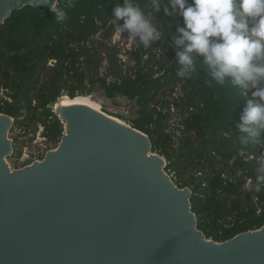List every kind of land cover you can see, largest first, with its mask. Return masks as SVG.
Here are the masks:
<instances>
[{"label": "trees", "instance_id": "1", "mask_svg": "<svg viewBox=\"0 0 264 264\" xmlns=\"http://www.w3.org/2000/svg\"><path fill=\"white\" fill-rule=\"evenodd\" d=\"M123 2L72 0L73 6L67 7V0H59L55 8L65 11L63 23H57L49 9L27 6L13 11L0 26V115L14 120L12 130L29 115L42 125L43 138L58 146L65 127L52 107L63 93L75 99L84 87L80 96L89 97L98 85L108 100L124 98L135 103L132 127L148 135L152 152L168 162L166 171L173 170L179 177L191 171L175 185L191 190L197 229L207 240L223 243L259 230L264 226V182L259 192L255 182L264 175L260 171L264 139L257 143L256 138L239 132L237 125L246 107L244 90L230 80L224 86L211 81L203 58L195 56L192 77H177L181 66L174 37L183 19L165 14L169 0H134L146 17L154 15L162 35L149 47L141 44L132 52L135 65L130 75L125 73L118 59L120 50L111 44L117 24L123 23L114 22L113 10ZM159 48L161 58L156 53ZM105 61L108 73L102 75ZM178 85L180 97L173 104L188 117L182 122L184 137L175 147V133L166 126L170 112L153 105L168 110ZM249 179L251 185L245 187Z\"/></svg>", "mask_w": 264, "mask_h": 264}, {"label": "water", "instance_id": "2", "mask_svg": "<svg viewBox=\"0 0 264 264\" xmlns=\"http://www.w3.org/2000/svg\"><path fill=\"white\" fill-rule=\"evenodd\" d=\"M27 6L50 9L0 0V26ZM54 113L65 127L57 149L15 171L14 120L0 115V264H264V226L205 238L191 190L167 175L148 135L75 102Z\"/></svg>", "mask_w": 264, "mask_h": 264}, {"label": "clouds", "instance_id": "3", "mask_svg": "<svg viewBox=\"0 0 264 264\" xmlns=\"http://www.w3.org/2000/svg\"><path fill=\"white\" fill-rule=\"evenodd\" d=\"M50 11L57 23L67 16L63 9ZM67 0V7H72ZM116 33L127 32L144 47L159 40L160 32L134 0H124L113 10ZM165 14L179 16L183 26L174 37L179 65L177 77L190 79L196 72L194 56L203 58L211 81L220 86L230 80L244 90L246 107L237 125L239 132L264 139V0H169ZM241 141L247 143L245 136ZM261 172H264L262 165ZM264 175L257 176L255 191H260ZM249 185L246 184L245 187Z\"/></svg>", "mask_w": 264, "mask_h": 264}, {"label": "rangeland", "instance_id": "4", "mask_svg": "<svg viewBox=\"0 0 264 264\" xmlns=\"http://www.w3.org/2000/svg\"><path fill=\"white\" fill-rule=\"evenodd\" d=\"M154 15L148 16L147 18L150 20V22L157 28V30L160 32V36L162 35V28L159 25L155 24L154 21ZM100 37V34L95 38V40ZM116 41V45H119L120 48L124 47L125 49L129 48H138L141 43H139L138 39H132L129 37L127 32H121L117 36L115 35L113 38ZM112 39V41H113ZM146 48V47H145ZM157 53V50H156ZM55 62H51L49 65L53 66ZM133 64L129 63L125 69L130 70L132 69ZM108 64L105 61L102 68L100 69V73L102 75H105L108 73ZM84 85L87 89L90 88V85L88 83V80L84 82ZM84 87H81L80 90H78V96L76 98L79 99H86L87 97L80 96L84 90ZM92 95H96L97 98L100 100L101 105H105L106 108H103L101 105L100 109L102 112L106 113L109 116H112L114 118H117L121 120L122 122L126 123L129 126L132 125L133 119L137 117L136 114V105L134 102H129L124 98H119L117 100H108L104 97L102 92L100 91V88L98 85L95 87ZM0 97H3V94L1 93ZM180 97V89L176 90L174 89V94L172 98L169 99V101L173 104L174 98ZM63 98L70 99L66 93H63V96L58 100L57 104L52 107L53 112L56 109V106L60 103V101ZM75 98V99H76ZM155 105V104H154ZM174 110L176 111V108L174 107ZM171 113L175 114L176 112H173L171 110ZM22 120V119H21ZM24 122L22 124L17 125L12 132L9 134V139L14 141V155L7 158V164L11 168V170H20L26 166L31 165L35 161H41L43 160V156H45L49 151L57 149V144L55 143H48L45 138H43V127L40 123H38V120H31L30 116L24 117ZM167 130L174 129V118L170 122L167 121ZM184 136L182 135V138ZM181 138V139H182ZM157 154V153H154ZM165 160V159H164ZM28 163V165H25ZM165 165H168V162L165 160ZM191 170V169H189ZM167 175L171 178V180L174 183H177L178 180H181L182 178L187 177L188 173L182 176H178L176 172L172 171H166ZM251 179L247 181V184L251 185Z\"/></svg>", "mask_w": 264, "mask_h": 264}, {"label": "built area", "instance_id": "5", "mask_svg": "<svg viewBox=\"0 0 264 264\" xmlns=\"http://www.w3.org/2000/svg\"><path fill=\"white\" fill-rule=\"evenodd\" d=\"M115 35L117 36L118 34L116 33ZM111 44L113 46H117L118 49L120 50V52L118 54L119 63L122 65V67L124 69V72L125 73L127 72L130 75L131 72H132V69L134 68V65H135L134 61L132 60V58H133L132 57V52H134L136 50V48H134V49H133V47L132 48L128 47L127 49H125L124 47L120 48L119 45H116L117 43H116V41L114 39H113V41L111 40ZM161 55H162V49L159 48L157 50V57L161 58ZM147 58H148L147 56H144V60H146ZM129 63L133 64V67L130 70V72L128 71V69H125ZM155 69H157V67H155ZM158 76L159 75H156L155 77L157 78ZM109 81H110V79H109ZM175 89L176 90L180 89V93H181V85L176 86ZM176 98H178V97H176ZM153 107H155L158 111H162V110H163V112H168L169 111L170 112V118H169L168 122H170L172 120V118H174V129H172L170 131H173L175 133L174 141L177 144V145H175V147L178 146L179 145V140L182 137L183 131H184V125H182V122H183L184 119H186L188 117V115L187 114H185V115L182 114L181 109L177 108L174 104H171L170 108L168 110H164L160 104H158V105L155 104V105H153ZM174 107L176 108V111L174 110ZM171 110L173 112H176V113L175 114L171 113ZM44 157L45 156H43L42 159H44ZM251 158H253V157H251ZM35 162H40V161H35Z\"/></svg>", "mask_w": 264, "mask_h": 264}, {"label": "bare ground", "instance_id": "6", "mask_svg": "<svg viewBox=\"0 0 264 264\" xmlns=\"http://www.w3.org/2000/svg\"><path fill=\"white\" fill-rule=\"evenodd\" d=\"M63 100L64 101H66V102H68V103H72V102H75V103H77V104H79V105H84V106H87V107H90V108H92V109H95L96 111H100V112H102V110L100 109V106H99V104H95V103H91V102H89V100L86 98H84V99H79V98H76V99H68V98H63L61 101H60V103L58 104V107H61V104H62V102H63ZM112 117V116H111ZM114 118V117H113ZM114 119H117V118H114ZM118 121H120V122H122L121 120H119V119H117ZM124 123V122H123Z\"/></svg>", "mask_w": 264, "mask_h": 264}]
</instances>
